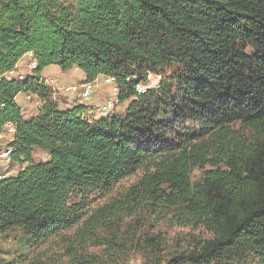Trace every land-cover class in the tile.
<instances>
[{"label":"trees","instance_id":"1","mask_svg":"<svg viewBox=\"0 0 264 264\" xmlns=\"http://www.w3.org/2000/svg\"><path fill=\"white\" fill-rule=\"evenodd\" d=\"M28 54L32 75L0 81V135L14 127L5 147L25 164L0 181V237L18 261L264 264V0H0V72ZM50 66L113 78L126 110L60 108L41 82ZM149 74L160 81L140 94ZM20 94L44 103L29 119ZM161 224L208 237L170 254Z\"/></svg>","mask_w":264,"mask_h":264},{"label":"rangeland","instance_id":"2","mask_svg":"<svg viewBox=\"0 0 264 264\" xmlns=\"http://www.w3.org/2000/svg\"><path fill=\"white\" fill-rule=\"evenodd\" d=\"M23 63H27L29 62V59H24L22 61ZM56 68H51L46 70L44 74H47V78H54L59 80V82L61 83V85L65 86H73V87H77L79 86L81 83H83L79 77V72H77V70L75 71H67L64 72L62 71L61 74L58 76L56 75V72H54L53 70ZM23 73L27 76L32 75V73L22 70ZM57 71V70H56ZM160 78V77H159ZM158 77L155 79L154 82H156V84L160 81ZM86 81V80H85ZM84 81V82H85ZM109 87L104 86L102 87L101 90L96 91L93 94V97L88 100V101H82L79 97V95L77 96V99H75V95L74 94H69L70 96H64L63 94L59 95V101L57 102L60 106V108L63 109H69L72 108L75 105L78 104H83L86 105L87 104H92L90 107H97L102 105V103H104V101L106 100V98L109 97ZM79 94V92H78ZM74 96V98L72 97ZM17 104L18 106L21 108L22 112L25 114L29 109L32 110V112L37 113V111L41 108L39 105V102H37V98L33 97L32 98V102L29 101L26 98V94H20L17 97ZM44 104V103H43ZM67 105V106H66ZM127 103L124 105H117L116 107V111L115 112H119V113H124V111L126 110L127 107ZM32 115V114H31ZM29 115V116H31ZM6 135H4L3 137H0V145L5 147L6 145L9 144V142L12 139V134L10 132H6ZM33 160L36 163L39 162H45L46 160H48L49 155L40 150V149H35L32 155ZM23 167H25V164H12V161L10 164H4L3 171L2 172H9L10 176L16 175ZM142 173H138V174H134L130 177L125 178L124 180H122L117 187L115 188V190L112 192L111 195L106 196L103 199H98L96 200V202L94 203V206L97 205H102L104 203H106L111 197L116 196L118 193L123 192L124 190H126L129 186H131L133 183H135L140 177H141ZM203 175V170L201 169H195L193 171L192 174V180L193 181H197L201 178V176ZM156 231H161L164 234V237L167 239L168 243L170 244V254L171 253H175L176 252V241L177 239H179L180 237H184L186 236L188 233H192L194 235L197 236H205L208 237V234L205 233L203 234L202 230H198V231H190L189 229H183V228H178V227H173V228H168L166 225L161 224L160 226L157 227ZM19 246L17 244V242L14 240L13 237H8V238H1L0 237V259L5 260V263L7 264H28V262H20L18 261V258L20 257V250H19ZM47 253L49 256L53 255L54 253L58 252L56 248H49L48 246L42 248L39 253ZM30 257V256H29ZM17 259V261H16ZM29 263H30V259ZM143 259L139 254H136L132 261H130L129 264H143ZM51 264H68L66 261H57V262H51Z\"/></svg>","mask_w":264,"mask_h":264},{"label":"built area","instance_id":"3","mask_svg":"<svg viewBox=\"0 0 264 264\" xmlns=\"http://www.w3.org/2000/svg\"><path fill=\"white\" fill-rule=\"evenodd\" d=\"M37 68V62L33 58V55L30 54L29 62L21 63L17 66L15 71L9 72V73H3L0 72V81L2 79L12 80V79H18L20 81L24 80L26 78V75L23 73L22 70L28 71L30 73H33V71ZM159 78V76L154 74H149L147 77V81L144 84H141L138 86V91L140 94H145L149 90H152L157 86V83L154 82L156 78ZM160 79V78H159ZM41 82L45 83L47 86L51 88L53 91L52 95V101L58 102L59 101V95L63 94L64 96H70L69 94H74L75 99H77V96L79 95L80 99L82 101H88L93 97V94L96 91H99L102 89V87L107 86L109 87V97L106 98L104 103L102 105L97 107H92V111L89 113V115L93 116L95 119H100L103 117H107L114 111H116V107L118 105L119 99V88L115 83V80L111 77H105V76H98L92 81H85L81 83L77 87L68 86V85H61L59 80L54 78H46L41 77ZM79 92V94H78ZM35 98L33 95H26V98L31 101L32 98ZM74 98V96H72ZM39 102L40 107L43 105V101L37 99ZM32 102V101H31ZM5 132L0 135V137H3L6 135V132H10L12 135L15 134L14 127L9 124L5 128ZM13 155V147H5L4 149L0 150V168L4 166V164H10L11 163V157ZM9 172H1L0 173V181H3L9 177Z\"/></svg>","mask_w":264,"mask_h":264},{"label":"crops","instance_id":"4","mask_svg":"<svg viewBox=\"0 0 264 264\" xmlns=\"http://www.w3.org/2000/svg\"><path fill=\"white\" fill-rule=\"evenodd\" d=\"M30 59V54H28V55H26L23 59H22V61L24 60V59ZM51 68H56V69H52L54 72H56V75H60L61 74V72H62V70L58 67V66H50V67H48V68H46V70H48V69H51ZM57 70V71H56ZM75 70H77V72H79L78 74H79V77H80V79H81V81L82 82H84L85 80H86V77H85V75H84V73H82L79 69H77V68H74V69H72V71H75ZM71 71V70H70ZM44 72H45V70L43 71V73H42V77H46L47 78V74H44ZM16 102H17V100H16ZM90 106L92 105V104H89ZM88 104H87V106H89ZM67 106V105H66ZM89 106V107H90ZM63 109V108H62ZM22 114H23V117L24 118H26V119H29V118H31V117H33L36 113H34V112H32V110H28L25 114L22 112ZM32 114V115H31ZM29 115H31V116H29Z\"/></svg>","mask_w":264,"mask_h":264}]
</instances>
